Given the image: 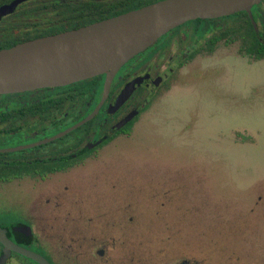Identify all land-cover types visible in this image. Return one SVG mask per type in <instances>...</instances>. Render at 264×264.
Returning a JSON list of instances; mask_svg holds the SVG:
<instances>
[{"label": "rangeland", "instance_id": "1", "mask_svg": "<svg viewBox=\"0 0 264 264\" xmlns=\"http://www.w3.org/2000/svg\"><path fill=\"white\" fill-rule=\"evenodd\" d=\"M240 24V42L188 60L101 162L35 163L58 169L3 200L33 226L32 251L53 264H264V58Z\"/></svg>", "mask_w": 264, "mask_h": 264}, {"label": "flooded vegetation", "instance_id": "2", "mask_svg": "<svg viewBox=\"0 0 264 264\" xmlns=\"http://www.w3.org/2000/svg\"><path fill=\"white\" fill-rule=\"evenodd\" d=\"M12 1L0 0V7ZM160 1L27 0L0 20V51L34 39L78 30ZM251 11L258 31L247 12L215 19H196L171 30L122 66L112 80L102 107L90 121L51 142L13 150L49 139L86 119L103 97L106 74L98 75L104 77L102 88L98 80L92 82L98 77L95 76L63 87L0 95V229L6 232L9 240L30 251L29 247L34 243L41 245L33 226L24 218L18 221L17 204L10 208L3 206L4 198L13 201L16 197L19 182L31 184L36 175L44 179L57 171L54 166L50 169L53 171L41 167L36 171V162H101L106 148L130 132L144 110L152 104V97L169 85L188 60L213 53L218 47H226L230 37L235 43L241 41L240 19H245V24L251 25L252 35L264 42V0L254 5ZM137 79L142 82L132 87L128 97L118 105L122 91ZM49 129L56 131L47 137ZM18 139L24 143L13 145ZM76 211L81 212L78 208ZM80 214L83 217L78 227L86 230L92 217L83 212ZM54 219L57 221L58 215ZM108 225L104 227L110 228ZM28 228L31 236L26 233ZM96 240V236H92V241ZM3 251L4 245L0 241V258ZM98 254L102 255L103 251ZM19 257L38 264L13 251L4 264H21Z\"/></svg>", "mask_w": 264, "mask_h": 264}, {"label": "water", "instance_id": "3", "mask_svg": "<svg viewBox=\"0 0 264 264\" xmlns=\"http://www.w3.org/2000/svg\"><path fill=\"white\" fill-rule=\"evenodd\" d=\"M27 0H14L0 7V20L13 13ZM263 0H162L78 30L34 39L0 51V95L63 87L106 74L103 97L95 110L84 120L40 142L15 148L39 146L58 138L90 121L106 100L116 73L129 60L153 45L171 30L196 19H215L247 12L254 24L252 7ZM260 42L264 44L263 40ZM129 83L118 98V105L128 97L130 89L141 83ZM31 236V230H26ZM4 264L13 251L38 264H50L40 254L12 243L0 229Z\"/></svg>", "mask_w": 264, "mask_h": 264}, {"label": "trees", "instance_id": "4", "mask_svg": "<svg viewBox=\"0 0 264 264\" xmlns=\"http://www.w3.org/2000/svg\"><path fill=\"white\" fill-rule=\"evenodd\" d=\"M247 18V17H246ZM251 25H249V27H250ZM250 29H251V27H250ZM253 31V30H252ZM254 36V35H253ZM254 41H255V44H254V49H252V50H250V55H252V56H255L257 59H262V58H264V44L263 43H261L260 42V40H258L255 36H254ZM103 79H104V77L103 76H98V77H96V78H94L93 80H92V82H95V81H99V87L100 88H102V82H103ZM97 81V82H98ZM129 127H131V125L129 126ZM43 163H45V162H43ZM40 166H41V163L39 162L38 163ZM55 165H57V166H60L61 164H62V162L61 163H54ZM38 165V166H39ZM58 169V168H57ZM53 171V170H52Z\"/></svg>", "mask_w": 264, "mask_h": 264}]
</instances>
